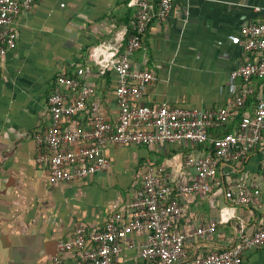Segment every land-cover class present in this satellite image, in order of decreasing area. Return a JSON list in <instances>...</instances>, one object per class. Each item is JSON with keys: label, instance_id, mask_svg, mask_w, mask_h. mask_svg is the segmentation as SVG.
<instances>
[{"label": "crops", "instance_id": "obj_1", "mask_svg": "<svg viewBox=\"0 0 264 264\" xmlns=\"http://www.w3.org/2000/svg\"><path fill=\"white\" fill-rule=\"evenodd\" d=\"M132 1L41 0L22 11L11 26L18 35L16 46L0 58V264H53L58 256L63 264H75V257L61 253L58 244L72 239L77 225L103 229L113 215L130 222L131 202L143 191L149 168L164 169L173 181L183 173L194 179L186 160L210 152L209 143L109 146L107 172L57 185L50 183L47 166L38 163L41 149L36 137L52 127L49 98L59 77L94 85V100L107 118H118L117 77L113 71L102 72L96 49L119 36L127 40L138 12ZM262 8L264 0H175L169 20L150 22L141 49L131 59L134 69L152 71L157 78L138 104L226 107L235 95L231 73L255 60L242 29L264 21L258 11ZM253 88L244 113H255L264 82L255 80ZM81 119L87 124L85 115ZM234 126L214 131L212 137ZM243 172L260 183L261 206L243 207L226 199L229 180ZM180 201L185 211L174 218V229L217 225L212 237L188 242L192 258L231 248L263 229L264 142L241 164L222 165L211 194L188 195ZM148 235L146 230L130 234L114 264H162L141 257ZM243 264H264V246L247 251Z\"/></svg>", "mask_w": 264, "mask_h": 264}, {"label": "built area", "instance_id": "obj_2", "mask_svg": "<svg viewBox=\"0 0 264 264\" xmlns=\"http://www.w3.org/2000/svg\"><path fill=\"white\" fill-rule=\"evenodd\" d=\"M38 1L41 0H0V58L16 46L18 35L11 29L15 20ZM174 1L159 0L154 5L146 0H133L132 5L137 6L138 12L132 34L127 40L119 36L96 49L102 72L110 70L117 77L115 95L119 115L115 121L108 119L100 102L94 100V85L59 77L58 88L49 98L52 127L36 137L41 149L38 163L47 166L50 183L57 185L107 172L111 163L105 150L109 146L211 143L212 152L186 160V166L194 170V179L183 173L173 181L164 169L149 168L143 177V191L131 202L130 222L113 215L103 229L89 230L83 224L77 225L72 239L58 244L61 253L75 257V264H114L123 252V241L133 232L145 230L149 235L141 247V257L162 264H243L247 251L264 246L263 228L241 238L231 248L192 258L188 242L197 237H212L217 225H202L188 231L174 229V218L185 211L181 198L211 194L218 185L222 165L241 164L264 142V91L254 114L241 113L255 92L254 81L264 78V21L242 29L246 49L255 55V60L231 73L235 95L226 107L199 109L168 103L138 104L147 85L157 78L152 71L134 69L131 59L141 49L150 22L155 18L169 20ZM258 11L264 14V8ZM83 115L87 117V124L81 119ZM240 115L234 132L212 137L214 131L230 125ZM225 197L239 206H261V185L243 172L235 180H229ZM53 264H63L62 258L56 257Z\"/></svg>", "mask_w": 264, "mask_h": 264}, {"label": "trees", "instance_id": "obj_3", "mask_svg": "<svg viewBox=\"0 0 264 264\" xmlns=\"http://www.w3.org/2000/svg\"><path fill=\"white\" fill-rule=\"evenodd\" d=\"M156 5H157V4H156ZM130 34H132V29H131V33H130ZM142 39H143V38H142ZM72 78H73V77H72ZM256 80H259V81H261V82H264V78H263V79H256ZM83 84H84V83H83ZM246 106H247V104L245 105L244 109H246ZM244 109L242 110V113H244ZM240 119H241V117H237L232 123H235L236 125H238ZM232 123H231V124H232ZM231 124H230V125H231ZM228 127H229V125H227V126L224 127L223 129H227ZM235 130H236V126H234L233 128H231V130H228V131L224 132L223 134H220V137L225 136V135H227V134H230V133L234 132ZM213 138H216V137H213ZM209 144L211 145L210 152H212L213 145H212L211 143H209Z\"/></svg>", "mask_w": 264, "mask_h": 264}]
</instances>
